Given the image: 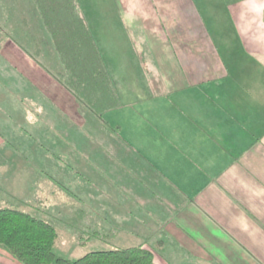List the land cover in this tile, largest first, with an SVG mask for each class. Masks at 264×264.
<instances>
[{
  "label": "crops",
  "instance_id": "obj_1",
  "mask_svg": "<svg viewBox=\"0 0 264 264\" xmlns=\"http://www.w3.org/2000/svg\"><path fill=\"white\" fill-rule=\"evenodd\" d=\"M79 3L121 105L110 134L83 129V198L58 218L156 264H264V0ZM20 38L0 64L57 83ZM0 264L22 263L0 246Z\"/></svg>",
  "mask_w": 264,
  "mask_h": 264
},
{
  "label": "rangeland",
  "instance_id": "obj_2",
  "mask_svg": "<svg viewBox=\"0 0 264 264\" xmlns=\"http://www.w3.org/2000/svg\"><path fill=\"white\" fill-rule=\"evenodd\" d=\"M10 30L15 35L16 31ZM6 57L9 62H2L0 70L12 91L0 83V90L4 89L0 103H5L0 104V205L8 204L51 222L59 232L55 249L61 255L78 258L92 250L112 248L113 242L107 240L83 245L88 235H77L79 241L76 240L72 231L75 228L58 218L76 222L75 218L69 220L59 206L83 198V129L84 135L90 134L86 138L90 140L96 139L98 127L105 135L110 134L109 112L103 115L106 124L89 120L84 125L83 113L69 92L55 82L42 81L25 63L19 62L14 72V55Z\"/></svg>",
  "mask_w": 264,
  "mask_h": 264
},
{
  "label": "trees",
  "instance_id": "obj_3",
  "mask_svg": "<svg viewBox=\"0 0 264 264\" xmlns=\"http://www.w3.org/2000/svg\"><path fill=\"white\" fill-rule=\"evenodd\" d=\"M10 29L21 37L29 55L70 93L85 121L106 124L103 115L121 101L79 0H0V40L5 34L16 39ZM58 237L57 228L46 219L0 205V246L22 264H156L152 250L142 245L69 258L56 251Z\"/></svg>",
  "mask_w": 264,
  "mask_h": 264
}]
</instances>
